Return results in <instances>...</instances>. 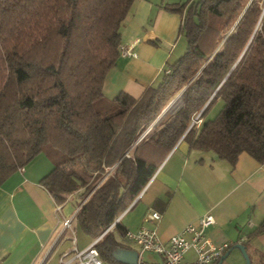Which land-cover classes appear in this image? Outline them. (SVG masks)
Returning a JSON list of instances; mask_svg holds the SVG:
<instances>
[{
    "label": "trees",
    "instance_id": "16d2710c",
    "mask_svg": "<svg viewBox=\"0 0 264 264\" xmlns=\"http://www.w3.org/2000/svg\"><path fill=\"white\" fill-rule=\"evenodd\" d=\"M133 1L0 0V185L37 155L47 158L40 184L57 205L80 191L76 227L100 237L103 264H119L111 256L128 248L127 230L115 221L180 139L231 167L243 153L264 163V0L165 7L181 17L184 53L139 98L108 100L103 81ZM182 89L176 112L141 137ZM218 100L222 108L207 118ZM261 234L264 222L249 237ZM249 264H264V255Z\"/></svg>",
    "mask_w": 264,
    "mask_h": 264
},
{
    "label": "crops",
    "instance_id": "0c3cea01",
    "mask_svg": "<svg viewBox=\"0 0 264 264\" xmlns=\"http://www.w3.org/2000/svg\"><path fill=\"white\" fill-rule=\"evenodd\" d=\"M175 3L173 0L132 2L120 26V46L132 48L135 56H119L106 73L102 86L105 99L111 100L121 92L139 98L147 87L159 83L161 72L186 45L178 33L180 15L165 8ZM166 118L164 113L159 123L141 137L160 127ZM236 161L231 167L214 153L190 149L180 139L144 192L117 221L130 232L141 226L153 229L166 244L183 227L195 225L210 214L214 223L205 229L209 240L220 245L236 244L243 239L250 261L256 263L264 255V234L252 237L249 234L264 222V163L244 153ZM50 167L47 158L37 155L0 185V264H63L70 259L74 248L82 250L94 240L87 235L77 236L76 231L80 230L74 218L83 200L80 191L57 205L40 184ZM76 196L79 203L73 215L71 202ZM156 200L165 203V207L154 209ZM151 210L161 213L158 222L145 221ZM70 218V227L65 228L63 221ZM185 237L190 236L185 234ZM123 242L127 249L138 251V264H162L161 255L141 252L128 239L124 238ZM193 252L191 249L184 253V260L193 261ZM244 263L240 252L232 249L221 264Z\"/></svg>",
    "mask_w": 264,
    "mask_h": 264
},
{
    "label": "built area",
    "instance_id": "2783aa9c",
    "mask_svg": "<svg viewBox=\"0 0 264 264\" xmlns=\"http://www.w3.org/2000/svg\"><path fill=\"white\" fill-rule=\"evenodd\" d=\"M119 54L120 56L131 58L135 56L132 48H125L123 46L119 47ZM197 118L198 116L195 117L193 122H199ZM153 176H151V179H149L146 186L141 190L140 195L154 178ZM160 215V212L151 210L146 216L145 221L158 222L161 219ZM71 220V218L64 219L63 226L69 228ZM115 222H117V219ZM213 223V217L210 214H206L200 218L197 224H189L183 227L184 229L181 233L172 235L166 241V244L161 242L155 230L145 226H141L135 232L127 231L125 236L126 239L135 243L141 252H152L161 255L163 257L162 264H214L231 244L223 243L215 245L209 240L205 229ZM111 227L112 225L108 229ZM185 234H188L190 237H185ZM99 238L94 239L89 246L82 250L74 248L70 259L64 261L63 264H103L95 248V244ZM240 241H243V239ZM191 249L195 253V259L187 262L184 260V253Z\"/></svg>",
    "mask_w": 264,
    "mask_h": 264
},
{
    "label": "rangeland",
    "instance_id": "374dc122",
    "mask_svg": "<svg viewBox=\"0 0 264 264\" xmlns=\"http://www.w3.org/2000/svg\"><path fill=\"white\" fill-rule=\"evenodd\" d=\"M173 1H176L179 4L180 3L182 4V3L187 2L188 0H173ZM190 1H195V0H190ZM181 38H182V42H186L184 36H182ZM185 47L186 46H184L182 48V50L179 52V54L176 56V58H171V60L172 61L173 60H176L180 55H182L184 53V51H185ZM182 93H183V89L180 90L178 93H176L172 98H170V101L164 106V108L162 109V111H160V114L155 118V120L151 124H149L150 126L147 127V129L148 128H152L154 126V124H156L158 122L159 118H161V116L164 113L169 118V117H171L176 112L175 110H177L180 107V105H181ZM221 108H222V101L221 100L216 101L212 105L211 109L209 110V112L207 114V118L210 119V118L215 117V115L220 111L219 109H221ZM168 118H166L165 120H163V122L160 125L164 124V122H166ZM161 120H160V122H161ZM147 129L145 131H147ZM79 168H80V166L78 167V169ZM77 203H79V197L78 196L74 197V199L71 202V206H72V209L71 210H73L72 211L73 212V215H74V212L76 210V206L75 205ZM76 232L78 233L77 236H84L85 235L84 233H82L80 231H76Z\"/></svg>",
    "mask_w": 264,
    "mask_h": 264
},
{
    "label": "water",
    "instance_id": "95a60500",
    "mask_svg": "<svg viewBox=\"0 0 264 264\" xmlns=\"http://www.w3.org/2000/svg\"><path fill=\"white\" fill-rule=\"evenodd\" d=\"M232 249H237L238 252H240L243 260L245 261L244 264H249L250 259L247 255V252L245 251L246 248L241 243H236L233 245L231 249H229L227 252H225L223 255L220 256L218 259V264H221L222 261L230 254V251ZM139 253L138 251L134 249H125V248H117L112 252V258L119 263V264H138L139 260Z\"/></svg>",
    "mask_w": 264,
    "mask_h": 264
}]
</instances>
